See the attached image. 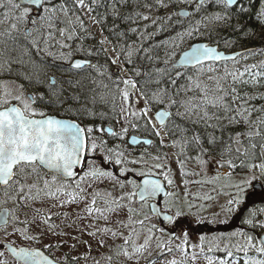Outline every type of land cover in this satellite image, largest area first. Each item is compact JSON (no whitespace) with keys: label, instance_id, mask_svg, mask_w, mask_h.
I'll return each mask as SVG.
<instances>
[{"label":"snow or ice","instance_id":"6c2138e0","mask_svg":"<svg viewBox=\"0 0 264 264\" xmlns=\"http://www.w3.org/2000/svg\"><path fill=\"white\" fill-rule=\"evenodd\" d=\"M242 2L155 0V4L144 5L149 9H167L180 4L188 6L170 13L168 22L175 16H186L192 21L194 16L204 15L177 34L179 43L173 41L166 52L169 59H165L164 63L167 67L156 70L162 77H168V82L173 85L171 91L157 88L150 94L141 92L145 106L137 110L131 107L132 94L127 90L120 92L124 102L120 107V117L128 126L142 128L149 136L160 137L161 131H164L172 137V146L179 147L177 162L182 169L185 160L192 159L187 155L189 150H195V159L202 170L206 171L213 162L223 169L216 178L221 174L229 177L226 187L233 189L220 209L226 216L244 203L247 189L253 186L254 181L264 180V105L257 108L251 104L255 99L264 100V93L246 90L264 87V62L237 66L240 59L248 58L247 55L237 53L226 56L208 44L194 43L181 51L179 63L196 68L195 73L175 71L173 76L168 68H175L170 58L177 55L175 50L181 48L186 38L203 34L197 25L205 21L230 20L233 6ZM118 3L127 4L128 0H113L108 14L114 20L127 19L136 23L137 20L150 19L139 12L135 18L124 17L117 7ZM98 6H105L103 0H0V9H7L0 24L11 20L8 28L0 30V69L11 71L12 64L26 62L24 57H28L27 62L34 63L33 55L59 57L69 62L70 70L94 67L86 59L70 62L74 52L92 53L85 50L83 44L73 48V44L68 42H75L81 34L88 33L84 16L95 12ZM212 7L220 11L208 14V9ZM239 11L243 13L245 9L241 7ZM103 19L105 17L101 16L94 22L100 23ZM152 23L157 21L153 19ZM131 31L136 33L138 29L131 28ZM136 51H143L148 60L154 59L143 45ZM127 55L131 63L132 51H128ZM219 61H232L233 66L229 68L224 63L217 67L216 62ZM135 74L139 76L141 73L137 71ZM180 79L185 80L183 85H178ZM121 82L136 88L135 81ZM46 83L44 92L37 89L24 95L21 85L19 94L6 91L0 95V227L6 237L0 241V248L4 249L0 251V258L8 252L16 264H79L80 259L87 261L89 258L91 264H139L145 253L151 256L154 239L157 240L156 248L162 253H171L173 250L168 247V242L160 240L156 233L159 232L160 236L172 233L179 218L185 215V210L176 191H169V188L175 189V181L166 163V154L157 151L152 156L145 150L139 158H131V153L120 145L110 146L103 136L92 135L94 132L105 133L123 142L124 135L128 133L127 126L117 134L111 126L106 130L103 127H82L47 114L42 106L63 103V84L72 88L79 81L58 80L52 76ZM155 83L159 85L160 80ZM157 106L159 109L154 116H149V112ZM189 124L191 127L187 126ZM240 126L243 130L225 138L226 131ZM177 136L179 139H176ZM130 142L150 146L155 143L151 138L141 141L135 136ZM159 143L163 145V138ZM130 173L142 179L139 182L129 179ZM105 181L111 183L112 189L118 188L119 194L98 190L97 185ZM72 205L83 207L79 211L66 210ZM243 223L253 231L260 229L264 232V219L259 218L258 212H249ZM135 225L147 228V235L139 245L132 239ZM9 226L11 232L8 231ZM35 230H39L40 236L56 238L53 243L44 245L46 249L59 251L68 247L72 252L84 246L86 252L81 256L45 255L38 249L17 247L10 239L12 235L19 234L27 240H38L40 236L31 234ZM124 230H128L129 234L125 235ZM253 231L238 230L228 236L211 238L201 236L200 243L193 247H198L199 252L204 254L207 264H240L236 260L237 253L244 254L243 264H264V235H254ZM84 236L95 240L97 247L106 249V252L100 253L99 258L91 256L92 244L83 239ZM183 237V243L187 244L188 234L183 233ZM109 239L113 241L111 245L107 242ZM117 240L122 243L117 244ZM177 249L187 255L186 248L177 245ZM214 251H223L224 258L208 255ZM250 252L257 255L249 256ZM191 258L194 262L198 254L193 253ZM0 264L9 262L0 259ZM149 264L152 262L149 261ZM167 264L186 262L173 258Z\"/></svg>","mask_w":264,"mask_h":264},{"label":"rangeland","instance_id":"374dc122","mask_svg":"<svg viewBox=\"0 0 264 264\" xmlns=\"http://www.w3.org/2000/svg\"><path fill=\"white\" fill-rule=\"evenodd\" d=\"M149 1V0H144ZM264 6V2H263ZM187 5L180 4L179 9H187ZM4 13L7 11V9H1ZM144 10H147L146 12H143L142 14L148 15L150 19L148 21L143 20H137L136 23H133L130 25V28H137L138 31L136 33L131 32L128 34L121 35L119 34L117 38V44L119 47V50L115 53V63H113V66H109V71L111 76L107 79V85L103 88L104 94L102 93V108L103 112L105 114H101L103 116V119L100 120L98 118L97 122L98 124L101 123H107L108 126H111L117 134H120L123 127H128V133L124 135L123 142L118 137H111V136H105V133H93V136H103L106 140H108L110 146L120 145L122 148L126 149L129 153H131V158H139L140 153L147 150L149 153L152 154V156H155L157 151H159L161 154H166L167 160L166 163L168 167L171 169V176L175 181V189L169 188V191L175 190L176 193L179 195L181 202L184 203V210L185 215L179 218L178 223L175 226V230L170 233L169 235L160 236L159 232L156 233V236L159 237L160 240L168 242V247L172 248V252H161L160 249L156 248L157 240H153L151 242V256L148 255V253L144 254L145 258H141L139 261V264H149V261L152 262V264H167L168 261L175 258L177 261H184L186 264H207L204 254L199 252L198 247H193L194 245H198L200 243V237L205 236L208 238H211L213 236H228L231 234V232H236L237 230H231L232 227V219L236 213L234 211L232 214L224 215L220 212L221 206L226 204V201L230 198L228 193L233 191V189L226 187V184L229 181V177H226L224 175H219L218 178H216L218 173L223 172V169H220L215 162L208 165L207 170H202L200 165L198 164L197 160H194L193 153L194 151H188L187 155L192 157V159L185 160L183 169L181 168L180 164L177 162V153L179 152V147H173L172 146V137H169L166 132L161 131L160 137H152L147 134H145L144 130L141 129H133L132 127L128 126L126 121L120 117V107L124 103L122 100V97L120 95V92L127 90L129 91L131 95V107L133 110L141 109L145 106V98L140 95L141 92L151 93L152 90L158 88L161 86V83L157 85L155 81L159 78V76L162 79V76L157 73V69L152 74H157L155 76H151L147 79V82H140L138 78L142 75L144 76L145 73L142 74V70L138 69L139 63L137 60L141 57L139 54L142 51H136V49H139L141 45L143 47L148 48L150 50V54L153 56V51L156 47L155 44L151 41L150 38L154 36L156 39H159L160 34L158 21H165L167 22L166 26L169 27L170 24H172L174 21L177 22L179 19L184 20V18H181L180 16L173 17V20L171 22L167 21V17L170 13L174 12V9H164L162 12V15L159 16L157 13L154 14L149 8H146ZM177 11V10H176ZM85 22L89 23L90 26L88 27V33L85 35V42L87 43V46L90 45H96L98 43L99 39V24L94 22V20L98 19V16L94 13H89L84 16ZM155 19L157 23L153 24L152 20ZM117 21L119 19H116ZM100 23H104V21H101ZM156 27L154 28L152 32L151 26ZM200 25H204L201 23ZM199 25V27H200ZM117 26V25H116ZM212 27V25L210 24ZM209 26V27H210ZM112 31H116V27L111 29ZM118 31V30H117ZM152 32V33H151ZM130 35V36H129ZM157 36V37H156ZM162 40V39H159ZM175 41L179 43L178 39H172V40H166L165 42L162 41L157 45V48L162 47V50L157 51L158 55H160L161 63L159 64V69H164L167 67V65L164 63L165 59H169L166 56V52L168 49L171 48L172 42ZM138 43H140V46H136ZM196 43V42H195ZM131 45L130 49H132V56H131V63H129V57L127 55V51L125 50V46ZM188 44V43H187ZM192 45V44H191ZM211 45H217L219 44H211ZM185 47L186 49L189 48V46L186 45V42L181 46ZM221 48V47H220ZM185 49V50H186ZM224 50V48H221ZM177 55L175 57L170 58L172 62H176L178 58L180 57V52L178 50H175ZM122 55V58L120 57ZM145 55V53H144ZM120 57V59H118ZM106 61V58L104 59ZM148 60V59H147ZM245 61V59H242ZM241 60V61H242ZM108 62V61H106ZM242 62L239 63L237 66H241ZM120 66V67H119ZM233 65L228 66L231 68ZM18 67H21L19 65ZM172 69V68H168ZM118 70V73L115 74V71ZM141 70V71H140ZM176 70V69H175ZM61 73L57 76L56 74H51L50 77L55 76L59 80H66V74L65 69L62 67L59 70ZM139 71L141 74L137 76L135 73ZM204 71L206 72L207 69L205 68ZM17 71L15 70H7V69H0V74L3 76H6L5 74H9V78H4L2 81H0V84L3 89V93L6 91H11L14 94H19L20 87L22 83H27L26 78L22 75L16 74ZM172 73V72H171ZM99 76L102 77V74L98 71ZM105 74V73H104ZM8 76V75H7ZM121 80H129V81H135L136 82V88L133 89L131 85H125L121 82ZM33 81V80H30ZM64 85V84H63ZM42 87V85H41ZM149 89L147 90L146 89ZM150 87V88H148ZM67 93V92H66ZM24 95L26 93L24 92ZM64 98V95L63 97ZM64 99H62L63 101ZM49 107V106H47ZM159 109V106L156 108H153L152 111L149 112V116H154L155 111ZM97 117V116H96ZM96 120L95 118H87V120ZM155 123V121H153ZM137 135L143 138H151L155 141L154 146L148 147L146 145H142L138 148H133L129 144V140L131 136ZM163 138V145L159 143L160 139ZM180 159H184V157H180ZM149 164L152 163V160L149 159ZM139 167V166H137ZM144 170H147L146 168ZM240 172V170H237ZM183 173V174H182ZM195 173H199V175H195ZM129 179H136V176L133 174H129ZM235 178V177H233ZM137 180V179H136ZM187 181L188 183H185ZM207 181H213L211 183ZM98 190L101 192L105 190L113 191L114 194H119V189H112L111 183L108 181H105L104 183L97 185ZM251 190L248 188L247 192L245 194L244 200L246 199L247 194ZM259 198L264 199V191L262 194L258 196ZM188 205H192V207H188ZM8 207H11V205H7ZM40 206L39 204L37 205ZM80 207H83V205H80L77 207L76 205H72L69 209H66L68 211H79ZM219 215H216L218 214ZM154 222V221H152ZM83 223H88V221H84ZM102 223V222H101ZM151 222H146V224H150ZM179 224V225H178ZM136 231L132 234V239L135 242L136 245L142 244L145 238V235H147V228L141 227L140 225H135ZM179 230H183V233L188 234V243H183V234H179ZM8 231L11 232L12 228L11 226L8 227ZM125 235H128V230H124ZM138 233V235H137ZM35 236H40L39 230H35L31 233ZM171 237V239H170ZM5 234L4 230H0V241L5 240ZM12 241H14L15 245L17 246H27L30 248H40L45 250L46 248L44 245L48 243H53L56 238L48 235V236H40L38 240H27L23 236L19 234L12 235L10 237ZM83 239L89 240V242L92 244V252L91 256L99 258V254L106 252V249L104 248H98L95 240H92L91 238L84 236ZM108 244L111 245L113 241L109 239ZM117 244L122 243L121 240L116 241ZM177 245H180L182 248L187 249V255H185L183 252L177 249ZM2 248H0V251ZM131 251V248L129 249ZM50 252L53 256H62L64 254H69L72 256H81L83 253L86 252V249L84 246H79L75 251L69 252L68 247H63L59 251L55 249H50ZM197 253L198 258L193 262L192 261V254ZM208 255L213 256L214 258H224V252L223 251H214L212 253H208ZM262 258V257H257ZM0 259H7L9 264H16L15 261L11 260L9 255L5 252V257H2ZM79 264H91V258L89 260L85 261L84 259L79 260ZM134 264V262H133Z\"/></svg>","mask_w":264,"mask_h":264},{"label":"trees","instance_id":"16d2710c","mask_svg":"<svg viewBox=\"0 0 264 264\" xmlns=\"http://www.w3.org/2000/svg\"><path fill=\"white\" fill-rule=\"evenodd\" d=\"M113 0H103V5L105 6H98L96 7L95 12H93L95 15L100 18L101 16L105 17L102 21H104V24L106 27H109L111 25V28L118 29L117 32L121 35L130 34L131 28L130 25L133 23L130 22L127 19L124 20H114L111 15L108 13L111 11L110 5L112 4ZM264 0H243L242 6L245 11L243 13H240L239 9L241 8H233V16L230 20L227 21H205L203 24L200 25L202 35H197L192 38H186L184 43L186 42L187 46H190L191 44H194L195 42H209L210 44H219L221 48H224L227 52H236L241 50H248V49H256L255 52L247 54V59L243 61L242 59L239 60V63L242 62V65L244 64H260L261 62H264V6H263ZM146 4H155V0H128L127 4H117V7L120 9V12L123 14L124 17L133 16L135 18V14L137 12L143 13L147 10H144L148 7H145ZM180 5L177 7H169L167 9H174L175 11L178 10ZM152 12L159 16L162 15V12L164 11V8H157L152 7ZM220 11L219 8L212 7L208 9V14H211L213 12ZM203 13L201 16H194L192 18V21L189 19H179L180 23L173 22L169 25L167 28L166 24L167 22L158 21V26L160 34L159 39H156L154 36H152L151 41L153 44L156 45L154 51H153V57L152 60H147L145 58L144 52H140V58L137 60L139 63L138 69L142 70V74L145 73L144 76H140L138 80L140 82H147V79L150 78L152 75L155 76L157 74H152L157 68L160 67V55H158L157 51L162 50V47L157 48V45L162 41L166 40H172V39H178L177 34L182 32L185 27H190L194 25V22L196 20L202 19ZM212 25V27L210 26ZM117 25V26H116ZM135 26V25H134ZM133 26V28H134ZM199 26V25H197ZM210 26V27H209ZM152 32L154 30V25L151 26ZM151 32V33H152ZM112 33V32H111ZM115 34H112L114 36ZM130 36V35H129ZM157 37V36H156ZM75 43V42H74ZM183 43V44H184ZM188 43V44H187ZM182 44V45H183ZM136 46H140V43H138ZM131 45L125 46L127 51H132L130 49ZM185 47H181L180 49H177L178 52L181 53L182 50H185ZM158 58H155L157 57ZM33 61L27 62L28 57H24V60L26 61L24 64H12L11 69L17 71L16 74L24 76V78L28 80H40L43 82V80L48 79V66H46L45 63H43L42 60L38 59L35 55H33ZM242 60V61H241ZM224 64V63H223ZM21 65V67H18ZM222 64H216L217 67H219ZM233 65L232 62L227 63V66ZM241 65V66H242ZM54 65H52L53 67ZM140 70V71H141ZM169 72H172L173 76H175V71L180 72H190L195 73L197 69H168ZM80 75V74H79ZM76 76L74 78V81H79V84L76 87L70 88L68 85H63L65 92H64V98L61 97V99H64L63 101H66L68 98V102L71 105V109L68 110V114H74L76 116H82L84 117H92V118H98L100 120L103 119V116L101 114H105L103 112V104H102V93L104 94L105 91H103V88L107 85V79L106 77H101L99 79H95L91 75H80ZM91 78V79H90ZM157 80H160L161 86L158 88H167L169 91L173 88V85H171L168 82V77L163 76L162 79L159 76ZM93 82L96 83V86L93 84ZM185 83L184 79H180L178 81V85H183ZM42 83L41 85H43ZM45 87V86H44ZM150 88V87H148ZM147 89V87H146ZM157 89V88H156ZM156 89L152 90L151 92L155 91ZM149 90V89H147ZM247 91L251 92H259L264 93V87H259L256 89H246ZM67 92V93H66ZM150 94V93H149ZM68 95V96H67ZM67 96V97H66ZM68 103V104H69ZM251 104L255 105L257 108H259L261 105H264V100L255 99L251 101ZM63 112V111H62ZM89 113H94V115H90ZM101 113V114H100ZM57 115V114H54ZM97 116V117H96ZM256 114H253V119H255ZM97 120V119H96ZM188 127H191V125H187ZM243 130V126L228 130L225 132V138L227 135L235 134V131H241ZM219 135V133H217ZM176 139H179V136L176 137ZM258 149V148H257ZM194 151L193 159L196 157L195 150H189ZM48 255H52L50 252V249L44 250Z\"/></svg>","mask_w":264,"mask_h":264},{"label":"flooded vegetation","instance_id":"af4514ba","mask_svg":"<svg viewBox=\"0 0 264 264\" xmlns=\"http://www.w3.org/2000/svg\"><path fill=\"white\" fill-rule=\"evenodd\" d=\"M241 6H242V4L239 3L237 8H240ZM0 19H3V12L1 9H0ZM10 23H11V20H8V21H5L3 24H0V30L8 28ZM98 24H99L100 33H99L98 43L96 45H92V46L88 45L87 46V43L84 41L85 40L84 34H81L80 39H77L75 41V43L71 42V41L68 42V43L73 44V48L78 47L80 44H83L84 49L90 50L92 53L91 55H86L85 52H79V53L74 52L72 60L70 62H74L75 60H85L86 59V60L90 61L91 64L94 65V67H91V68L86 67V68L81 69V70H74V69L70 70L69 69V62H65V61L59 59V57H56L54 59L52 56H47V55L36 56L35 55L38 59L42 60L43 63L46 64V66H48V72H47L48 78L53 73L58 76L61 73L59 70L62 67L65 69V74L67 75L66 80H69V79L74 80V78L76 76H78L79 74L80 75L86 74L88 76L91 75L97 80V79L101 78V76H99V74H98V71L102 74V77L109 78L111 76L108 68L111 65L113 66V60L115 59V53L117 50H119V47H117L118 46L117 38L119 36V33H115V32H117L118 29H116V31H112L111 25L109 27H106L104 23H98ZM86 25H87V28L90 26L89 23H86ZM112 34H115V35L112 36ZM125 50L127 51L126 48H125ZM64 51H68V49H64ZM120 57L122 58V55ZM120 57H118V59H120ZM105 58H106V61H108V62H106L104 60ZM52 65H54V66L52 67ZM116 73H118V70L115 71V74ZM5 75L6 76H3L2 74H0V81H2L4 78H9V74L6 73ZM47 80H43V82H44L43 85L45 87L44 86L41 87L42 83L37 82L40 80H33V81L27 80V83H22L21 85L23 86V91L26 93V95H28L29 93H32L34 90H37V89L41 92H44L47 89V83H46ZM58 80H59V78H58ZM93 84L96 86L95 82H93ZM65 85H67V84L65 83ZM0 95H3V89H2L1 84H0ZM12 103L15 104L17 102L12 101ZM68 103L69 102H68V98H67V100L63 101L62 104L53 103L49 107H47V106H42V107H43V110L49 115L58 116V117H62V118L75 119V120L81 122V124L84 127H88V126H93L94 128L103 127L105 130L109 127L107 123L98 124L97 120H93V119L87 120V118H90V117L81 118L82 116L79 117V116H76L74 114L69 115L68 110L71 109V105H70V103L69 104ZM54 114H57V115H54ZM94 133H98V132H94ZM105 136H108V135H105ZM153 146L154 145H152V147ZM257 151L259 152V148L257 149ZM237 170H236V172L239 173ZM259 188L262 189V192L257 191ZM249 189L251 191L247 194L246 199L244 200V203L241 206H239V208L237 209V211H236V213L232 219L231 230L234 229L237 231L238 230L253 231L252 229L249 228V226H247L243 223V220L249 215V212H258L259 218L264 219V211H262V210H264V199L258 197L264 191V180L254 181L253 186L250 187ZM180 231L182 233L181 234L179 233V234L182 235L183 230H179V232ZM231 233H233V232H231ZM253 234L254 235H256V234L264 235V232H261L260 229H256L255 231H253ZM3 250L4 249H2L1 251H3ZM6 253L8 254V252H6ZM256 255L257 254L254 252L249 253V256H256ZM9 257L11 260L15 261L10 255H9ZM257 257H259V256H257ZM244 258L245 257H244L243 253H237L236 254V260L239 261L240 264H243Z\"/></svg>","mask_w":264,"mask_h":264},{"label":"water","instance_id":"95a60500","mask_svg":"<svg viewBox=\"0 0 264 264\" xmlns=\"http://www.w3.org/2000/svg\"><path fill=\"white\" fill-rule=\"evenodd\" d=\"M239 5V3L237 4V5H235V6H233V8H236L237 6ZM181 18H188V17H186V16H180ZM196 43H204V44H208L210 47H215V48H217V50L219 51V52H222V53H224L226 56H232V55H234V54H237V53H240V54H244V55H246V54H248V53H252V52H255L256 51V49H248V50H241V51H236V52H227V51H225V50H223V49H221L220 48V46H217V45H211L209 42H196ZM179 61H180V57L178 58V60L176 61V62H174V65H175V68L174 69H196V68H188V67H184V66H181V64L179 63ZM227 62H232V61H227ZM227 62H224V61H219V62H216V64H223V63H227ZM173 69V68H172ZM56 118H59V119H65V120H68V121H72V122H75V123H77V124H80L82 127H84L82 124H81V122H79V121H77V120H75V119H69V118H62V117H58V116H55ZM133 136H135L138 140H144V139H149V138H143V137H140V136H137V135H133ZM133 136H131V138L133 137ZM131 138H130V140H129V144H130V146H132L133 148H138V147H140V146H142V145H146V144H143V143H140V144H131ZM146 146H150V145H146ZM136 179H137V181L139 182L142 178H140V177H136ZM258 192H262V189H258L257 190ZM0 228H2V227H0ZM180 234L182 233L181 231L179 232ZM16 246V245H15ZM17 247H23V248H30V247H27V246H17ZM33 249H38V250H40V251H42V252H44L45 253V255H48L43 249H40V248H33ZM10 256H11V254L10 253H8ZM12 257V256H11ZM13 258V257H12ZM14 259V258H13ZM21 264H22V262H21Z\"/></svg>","mask_w":264,"mask_h":264}]
</instances>
